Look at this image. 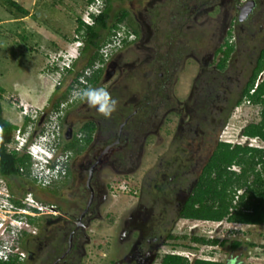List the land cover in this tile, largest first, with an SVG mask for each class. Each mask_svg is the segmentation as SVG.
<instances>
[{"label": "rangeland", "instance_id": "rangeland-1", "mask_svg": "<svg viewBox=\"0 0 264 264\" xmlns=\"http://www.w3.org/2000/svg\"><path fill=\"white\" fill-rule=\"evenodd\" d=\"M15 1L28 13H18L6 0H0L4 117L22 127V110L28 106L35 118L29 124L34 135L42 133L46 122L59 114L60 147L65 137L83 133L80 128L85 121L94 118L97 127L93 142L69 160V178L63 174L56 183L44 187L29 175L14 177L13 189L32 191L44 203L59 201L72 211L75 202L89 195L85 187L89 167L95 161L90 151L100 153L106 130L114 126L118 132L127 119L119 146L108 151L95 167L90 183L95 199L91 216L89 213L85 219L89 237L81 241L85 252L78 264L125 261L133 242L148 237L161 242L155 264L166 253L189 250H197L202 257L213 252L209 255L225 264H264V224L180 219L176 211L177 201L190 194L217 141L264 147V143L246 139L241 133L245 125L260 120L261 105L244 98L226 112L224 122L217 116L226 97H240L264 48V0H259L244 22L238 21V5L246 0H112L109 23L126 9L129 16L122 24L136 29L138 35L108 61L96 62L103 68L94 85L84 75L75 80L76 73H85L94 49L80 48L83 52L74 72L60 68L63 58L75 53L77 18L88 0ZM107 33L102 30L103 40ZM227 39L234 46L228 58L231 67L220 70L216 64L222 53L216 54V50ZM87 87H104L116 99V110L109 117L74 94ZM63 95L66 97L56 107ZM96 141L101 145H95ZM55 186L54 199L46 188ZM40 223V238L26 240L34 256L27 254L20 264H53L62 252L63 247L56 253L54 247L65 219L46 215ZM168 233L174 238H167ZM193 237L224 242L213 248L195 242ZM236 242L240 246H234Z\"/></svg>", "mask_w": 264, "mask_h": 264}, {"label": "trees", "instance_id": "trees-1", "mask_svg": "<svg viewBox=\"0 0 264 264\" xmlns=\"http://www.w3.org/2000/svg\"><path fill=\"white\" fill-rule=\"evenodd\" d=\"M6 2L14 7L18 13H28V11L15 0H6ZM111 8L112 0H106V7L102 13L94 16L95 22L92 25L85 23L81 14L77 18L76 32L79 37L85 41L83 51H91V49H94L87 59L86 67L94 68L96 62H104V58L100 52L101 46L108 41H112V37L122 29L120 24L129 16V12L126 9H122L117 12L115 20L110 24L109 17L111 16ZM102 30H108L107 37L104 40ZM132 31L138 35L136 29H132ZM123 43L124 45L129 43L127 37H124ZM233 50L234 46L229 39L217 48L216 54L222 53V57L218 62L219 68H224ZM83 51H81V54ZM78 60L79 58L72 63L70 68L65 69V72H74V66ZM102 68L103 66L94 69L90 75L85 76L86 80L90 84H96L101 76ZM263 69L264 48L261 50L258 62L243 90L242 97L237 101L238 104L245 98L253 104L261 105V110L259 112L260 120L245 125L242 134L252 138L258 137L262 141H264V77L260 82H257V79ZM83 74V71L76 73L75 80L77 81L80 75L82 76ZM65 97L66 95H63L61 99L58 100L56 107L59 106L61 100ZM2 99L3 88L0 87V178L9 180L14 177L28 176L30 174L32 161L29 154L8 149L7 145L12 140L18 126L4 117ZM115 119L117 122L119 117ZM26 123L27 120L23 128H25ZM95 128L94 122L84 123L80 128L84 135L82 140L75 136L77 135L75 134L74 138L66 143L65 148L80 153L92 141ZM235 165L239 167V170L236 171L233 169ZM257 166H259V168ZM21 168L23 170H21ZM11 189L13 190L12 187ZM50 189L54 192L58 191V187L56 186ZM241 189H244V192L238 194V191ZM180 216L182 218L195 220H208L214 222L225 220L233 223L263 225L264 148L242 143L232 144L225 141L218 142L208 161L201 169L195 186L185 199L180 211ZM193 239L195 242L211 246L224 242V240L207 237H193ZM239 244V242H236L234 246ZM6 264L20 263L12 259ZM160 264L224 263L213 259H195L191 262L182 255L167 253L162 257Z\"/></svg>", "mask_w": 264, "mask_h": 264}, {"label": "flooded vegetation", "instance_id": "flooded-vegetation-1", "mask_svg": "<svg viewBox=\"0 0 264 264\" xmlns=\"http://www.w3.org/2000/svg\"><path fill=\"white\" fill-rule=\"evenodd\" d=\"M253 1H254V6H253L252 10L245 17V19L242 20V21L239 20V16H238V21H241V22L246 21L248 19V17L254 12V9L259 5V0H253ZM244 4H245V2H243L240 5H238V8H240ZM221 57L219 58V60L221 59ZM218 62H217L216 65H217V68L220 69V70L226 69V68H227V70H229L230 67H231V62H230L229 59L227 60L224 68H219L218 67ZM257 62H258V59L256 61V64H257ZM253 69H252V71H253ZM251 74H252V72H251ZM251 74L249 75V78H250ZM249 78H248V80H249ZM248 80L245 82L244 86L240 90V97H238L235 100L231 99L232 96L231 97H226L225 98L226 101L223 103L222 106H220L219 111L217 113V116H219V118H221L222 122L225 121V117H226L225 114H226V112L230 108H232L233 105L235 103H237V101L242 97L243 90L246 87V85L248 83ZM228 98H230V99H228ZM98 118H100V117H98ZM99 120H101V118ZM114 120L116 121V119H114ZM86 122H94L95 123V126H96V120L94 118L93 119H89V120L85 121L84 123H86ZM125 122H127V119L125 120ZM113 123H115V122H113ZM124 123L119 126V131L118 132L114 131V126H112L111 129L106 130V134L103 135L104 137L106 136V140L104 141V144H103L104 145V148L102 149V151L100 153H97L95 155V152H96L95 149H92L90 151L91 153L94 154V160L95 161L89 167L87 185L85 187L86 191L89 192V195L88 196L83 195V198L81 199V201H79L77 203L75 202V205H74V208H73L72 211H69L66 208H63V206H62L63 204H60L59 201L51 202L54 205L55 209H56L55 216H60V217H63L65 219V223L64 224H61L60 227H59V230H58L59 231L58 232V239L59 240L57 241V243H56V245L54 247V252L57 251L58 249H60L61 247H63V249H62V252L60 253V255L57 257V259L53 262V264H78L79 259H81L82 255H83L82 252L83 251L85 252L84 244H82V242H81L83 239H88V237H89L88 234L86 233L87 222L85 221V219L87 218V216L89 215V213H90V216H91V213H92L91 208L93 206L94 199H95V189H94L93 186L90 185V183L93 180V175H94L95 167L101 161L102 157L108 151H110L112 148H114L116 146H119V143L121 141L119 136L121 134L122 126L124 125ZM95 130H96V128H95ZM242 131H243V129H242ZM75 136H77L80 140H82V137L84 135L83 134H81V135H78L77 134ZM73 138H74V134L73 135L71 134L70 137H69V139H68V141H70ZM93 140H94V138L92 139V141L88 145H90L93 142ZM218 142H220V141H217V143ZM94 143L97 146L101 145V143L100 142H97V141L94 142ZM109 144H111L110 147L107 150H105V148ZM242 144H245V143H242ZM76 154L77 153L74 150H71V155H70V159L69 160L72 161L73 157ZM93 165H95V166L92 168ZM70 173H71L70 168L67 167L66 177L69 178ZM11 180H12V178L10 179V181H8V185L10 187H12V184H13V182ZM88 180H89V184H88ZM197 180H198V177L196 179V182H197ZM196 182H195V184H196ZM46 189L51 191V195L55 199V196L57 195V192H54L49 187L46 188ZM241 190H242L241 193H243L244 192V189H241ZM14 192L17 195H20L21 194L20 191H18L16 189L14 190ZM185 199L182 202H180V201L178 202L177 201V210L176 211L178 212L177 217L180 218V219H183L180 216V211L182 209V205L184 204ZM64 207H67V206H64ZM184 219H187V218H184ZM42 230H43V225L40 226V229L38 231V234L34 238L39 239L40 236H41V234H42V232H43ZM166 237L167 238H174L173 235H171L169 233L166 235ZM61 240H62V242H61ZM157 240H158L157 237H153V238L148 237L146 239H144V238L137 239V241H134L133 242V244L130 247V250L124 256V260L125 261H121L120 262L119 259H118V260L115 261L116 262L115 264H155L154 263L155 262V259H156V253L155 252L157 251L159 245H161V242L160 243H157L158 242ZM197 243H199V242H197ZM205 245H208V244H204V246ZM212 246H213V248H215V245H212ZM238 246H240V244L237 245L236 247H238ZM262 246L264 248V243H263ZM180 255L188 258L189 261H191V262H193L195 259H205L202 256H199L197 254V250L194 251V252H192L190 250L189 251H184ZM207 255H209V254H207ZM29 256H30V258L33 257L34 256V252L29 251L28 257ZM223 263L225 264V262H223ZM158 264H160V262Z\"/></svg>", "mask_w": 264, "mask_h": 264}, {"label": "built area", "instance_id": "built-area-1", "mask_svg": "<svg viewBox=\"0 0 264 264\" xmlns=\"http://www.w3.org/2000/svg\"><path fill=\"white\" fill-rule=\"evenodd\" d=\"M105 7L106 0H88L87 7L82 13V19L89 25L94 24V16L102 13ZM124 37H127L129 41L134 39L135 35L132 32L125 34L124 27H122L112 37V41H108L101 46L100 52L104 61H108L115 51L123 47ZM75 38L77 39L76 44H81L78 34L75 35ZM78 53L79 51L69 54L64 64L69 66L71 58ZM54 60H58V57ZM98 67L96 64L94 65L95 69ZM91 73L92 69L87 67L85 74L89 75ZM21 170L23 169L21 168ZM31 176L37 184L44 187L50 185L52 181L51 178L44 175L42 170L37 168L32 170ZM55 214L56 209L52 203H44L36 199L32 192L17 195L11 192L6 180L0 178V264H6L12 259L17 263L24 261L28 254L26 240L38 234L40 219L43 216Z\"/></svg>", "mask_w": 264, "mask_h": 264}, {"label": "clouds", "instance_id": "clouds-1", "mask_svg": "<svg viewBox=\"0 0 264 264\" xmlns=\"http://www.w3.org/2000/svg\"><path fill=\"white\" fill-rule=\"evenodd\" d=\"M248 1L250 0H246L245 3ZM120 25L124 27L125 34L126 33L128 34V32L134 33L132 30L128 29V26L126 24L121 23ZM134 35L136 38L137 35L135 33ZM74 38H75V35H74ZM76 40L77 39L75 38L73 41V43L76 46L74 49H76V51H79V53L76 56H73L71 58V63L69 66H66L65 64H63L62 67H60L62 69L61 71L70 68L72 63L81 56L80 48H83L84 40L79 37V40L81 41V44L79 45L76 44ZM64 61H66V58H63V62ZM83 75L86 76L87 74L84 73ZM74 94L79 99L83 100L90 108H94L96 112L100 113L106 118L109 117L116 110V107H117L116 99L112 97L111 93L104 87H87ZM245 100L250 103L248 99H245ZM25 110L26 112H24ZM22 115L25 117V121L27 120L25 128H23V126L22 127L19 126L15 130L12 140L7 145L8 149L15 150L19 153H27L30 155L31 161H32V164H31L32 169H30L29 176H31L32 170L37 168V169L42 170L45 176L52 179L50 185L52 183H56L63 174H66L68 162H69L70 155H71V149L65 148L66 143L68 142V137H65L66 139L64 138V140L66 141L64 146L62 147L59 146L60 141H61L60 140L61 134L59 131V119L61 118L60 115L57 114L55 117L50 118V120L46 122L45 128L41 131L42 133H36L34 135L32 134V131L30 130L31 127L29 126V124L33 120H35V118H33V116L31 117L28 106L23 107ZM75 134L77 133H74V135ZM244 136L246 137V139H251V140L258 138V137L252 138L246 135ZM258 139H259L258 140L259 142L264 143V141H262L260 138ZM253 144L250 146L262 147V146H257ZM9 145L11 146L9 147ZM32 179L36 182V180L33 177ZM5 180L8 184L9 180L8 179H5ZM9 188L11 192L15 193L14 190H12L10 186ZM28 192H32V191L22 192L21 195L26 194ZM32 194L36 199H38V197H36V195L33 192ZM29 239H27V241ZM25 244L27 247V245H29L30 243L26 242ZM27 250L29 253L30 251L29 247H27ZM172 254H179V253L172 252Z\"/></svg>", "mask_w": 264, "mask_h": 264}, {"label": "water", "instance_id": "water-1", "mask_svg": "<svg viewBox=\"0 0 264 264\" xmlns=\"http://www.w3.org/2000/svg\"><path fill=\"white\" fill-rule=\"evenodd\" d=\"M254 6V1L253 0H250L248 2H246L243 6L240 7V14H239V20H244L245 17L249 14V12L252 10ZM264 76V71L259 75V79H258V82H260L262 80ZM242 133V131H241ZM111 144L107 145V147L105 148V150H107L109 147H110ZM95 165L92 166V168L94 167ZM91 176V175H90ZM88 184H89V180H88Z\"/></svg>", "mask_w": 264, "mask_h": 264}, {"label": "crops", "instance_id": "crops-1", "mask_svg": "<svg viewBox=\"0 0 264 264\" xmlns=\"http://www.w3.org/2000/svg\"><path fill=\"white\" fill-rule=\"evenodd\" d=\"M203 258H205V259H213V260H216V259L212 258L211 255L204 256Z\"/></svg>", "mask_w": 264, "mask_h": 264}, {"label": "bare ground", "instance_id": "bare-ground-1", "mask_svg": "<svg viewBox=\"0 0 264 264\" xmlns=\"http://www.w3.org/2000/svg\"><path fill=\"white\" fill-rule=\"evenodd\" d=\"M254 140H257V141H258L259 139H258V138H256V139H254Z\"/></svg>", "mask_w": 264, "mask_h": 264}]
</instances>
